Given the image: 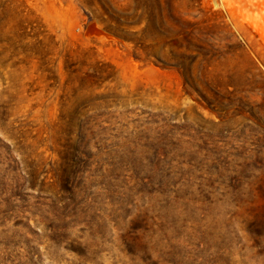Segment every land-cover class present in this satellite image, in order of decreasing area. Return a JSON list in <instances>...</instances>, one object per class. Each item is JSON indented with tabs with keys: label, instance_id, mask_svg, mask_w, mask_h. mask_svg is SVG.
<instances>
[{
	"label": "rangeland",
	"instance_id": "1",
	"mask_svg": "<svg viewBox=\"0 0 264 264\" xmlns=\"http://www.w3.org/2000/svg\"><path fill=\"white\" fill-rule=\"evenodd\" d=\"M0 1V264H264V0Z\"/></svg>",
	"mask_w": 264,
	"mask_h": 264
},
{
	"label": "trees",
	"instance_id": "2",
	"mask_svg": "<svg viewBox=\"0 0 264 264\" xmlns=\"http://www.w3.org/2000/svg\"><path fill=\"white\" fill-rule=\"evenodd\" d=\"M9 5H12L11 2H1L0 1V11L1 12L4 11L6 8L9 7ZM16 9H18V11L20 13H23L24 12V10L21 8L20 5H18L16 7ZM37 24L38 23L36 21L30 20L29 23H28L29 29H32L33 31H38L39 30V26ZM18 27H19L20 30H23V31H25V29L27 28V26H25L23 23H20L18 25ZM29 36H31L34 39H36V41H40L38 39V35H33V36L32 35H29ZM251 230L257 236H259V237L263 236L264 235V223L258 222L257 224H255V226Z\"/></svg>",
	"mask_w": 264,
	"mask_h": 264
}]
</instances>
